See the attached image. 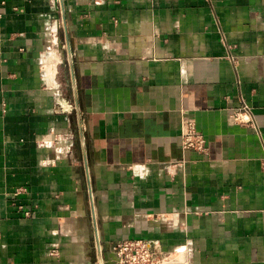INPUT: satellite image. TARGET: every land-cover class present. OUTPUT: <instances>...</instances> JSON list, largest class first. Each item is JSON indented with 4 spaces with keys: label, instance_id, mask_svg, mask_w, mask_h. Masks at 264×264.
<instances>
[{
    "label": "crops",
    "instance_id": "0c3cea01",
    "mask_svg": "<svg viewBox=\"0 0 264 264\" xmlns=\"http://www.w3.org/2000/svg\"><path fill=\"white\" fill-rule=\"evenodd\" d=\"M136 240L264 264V0H0V264Z\"/></svg>",
    "mask_w": 264,
    "mask_h": 264
},
{
    "label": "built area",
    "instance_id": "2783aa9c",
    "mask_svg": "<svg viewBox=\"0 0 264 264\" xmlns=\"http://www.w3.org/2000/svg\"><path fill=\"white\" fill-rule=\"evenodd\" d=\"M244 117L239 116L242 122L250 121V108L244 104L242 108ZM183 149L204 153L207 149L205 137L194 128H185L181 135ZM116 260L112 264H166L165 258L150 242L144 240L127 241L113 246Z\"/></svg>",
    "mask_w": 264,
    "mask_h": 264
},
{
    "label": "bare ground",
    "instance_id": "6f19581e",
    "mask_svg": "<svg viewBox=\"0 0 264 264\" xmlns=\"http://www.w3.org/2000/svg\"><path fill=\"white\" fill-rule=\"evenodd\" d=\"M54 76V75H53Z\"/></svg>",
    "mask_w": 264,
    "mask_h": 264
}]
</instances>
